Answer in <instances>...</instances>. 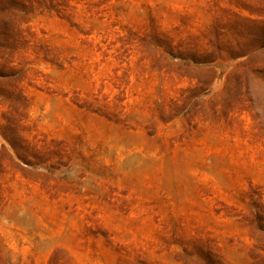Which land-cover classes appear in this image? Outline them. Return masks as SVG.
<instances>
[{"label": "rangeland", "instance_id": "1", "mask_svg": "<svg viewBox=\"0 0 264 264\" xmlns=\"http://www.w3.org/2000/svg\"><path fill=\"white\" fill-rule=\"evenodd\" d=\"M0 264H264V0H0Z\"/></svg>", "mask_w": 264, "mask_h": 264}]
</instances>
